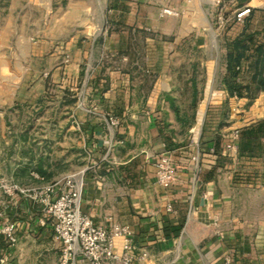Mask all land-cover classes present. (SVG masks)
Segmentation results:
<instances>
[{
    "label": "crops",
    "instance_id": "1",
    "mask_svg": "<svg viewBox=\"0 0 264 264\" xmlns=\"http://www.w3.org/2000/svg\"><path fill=\"white\" fill-rule=\"evenodd\" d=\"M215 1L97 0L104 13L83 25L89 34L54 44L43 82L56 92L46 151L17 184L38 187L85 169L80 211L108 231L126 226L134 264H233L248 255L249 229L264 230V175L258 185L234 181L238 171L264 174V159L238 160L225 149L264 118V91L230 97L225 60L218 87L216 34L202 10ZM58 50L70 52L66 62ZM161 154L173 169L166 189L155 180ZM0 210V224L15 225L14 247L0 241L5 260L56 258L59 243L39 204L0 192ZM71 264L88 263L77 252Z\"/></svg>",
    "mask_w": 264,
    "mask_h": 264
},
{
    "label": "rangeland",
    "instance_id": "2",
    "mask_svg": "<svg viewBox=\"0 0 264 264\" xmlns=\"http://www.w3.org/2000/svg\"><path fill=\"white\" fill-rule=\"evenodd\" d=\"M99 5L97 0H0V186L19 185L37 166L38 156L46 151L53 119L50 101L56 92L43 82L52 75L49 67L56 53L54 44L64 46L70 40L85 38L89 31L83 25L96 23L104 13ZM210 7V11L207 5L202 10L216 34L219 87L224 60L220 46L224 36L239 33L242 19L248 13L241 17L237 14L247 8L256 10L252 28L259 30L264 0H216ZM61 51L59 57L66 62L71 54L64 50L57 52ZM250 73V70L245 72L243 82L249 81ZM59 93L65 94L64 90ZM0 192L5 197L1 188ZM260 211L263 213L264 209ZM263 233L264 230L249 229L245 250L248 255L239 257L233 264H264ZM59 256L60 248L55 259L23 255L13 264H56ZM0 264H12V261L0 260Z\"/></svg>",
    "mask_w": 264,
    "mask_h": 264
},
{
    "label": "built area",
    "instance_id": "3",
    "mask_svg": "<svg viewBox=\"0 0 264 264\" xmlns=\"http://www.w3.org/2000/svg\"><path fill=\"white\" fill-rule=\"evenodd\" d=\"M248 10L237 14L241 17ZM176 16L169 9H162L160 16ZM114 124L113 119H109ZM226 144L225 149L236 154L234 141ZM156 183L166 189L173 182V169L170 157L161 154L154 164ZM85 169L66 174L65 176L38 187H23L16 184L2 183L5 198L12 199L15 195H22L35 204H39L45 215L51 221L53 233L59 243L60 256L56 264H69L75 254L80 253L88 264H134L135 247L131 241V232L126 226L113 225L108 231L93 225L90 218L80 211V200ZM167 210L171 207L167 205ZM2 211L0 210V221ZM15 225L4 222L0 224V241L9 248L16 243L14 235ZM144 254L140 259L144 258ZM6 258L2 255L0 247V260Z\"/></svg>",
    "mask_w": 264,
    "mask_h": 264
},
{
    "label": "trees",
    "instance_id": "4",
    "mask_svg": "<svg viewBox=\"0 0 264 264\" xmlns=\"http://www.w3.org/2000/svg\"><path fill=\"white\" fill-rule=\"evenodd\" d=\"M248 14L242 19V28L234 39H225V70L224 87L227 94L240 98L244 94L254 98L258 91H264V42L256 37L260 33L254 29L252 19L256 10L247 8ZM261 30L264 29V12L261 15ZM259 29V30H260ZM250 70L249 81L246 85L240 79ZM217 145V142H216ZM236 157L242 161L264 159V118L237 131L234 141ZM263 172L251 169L245 172H235L234 181L242 185L262 184Z\"/></svg>",
    "mask_w": 264,
    "mask_h": 264
}]
</instances>
